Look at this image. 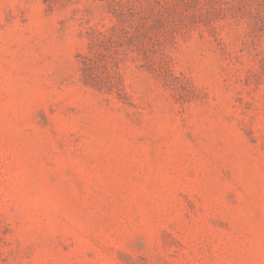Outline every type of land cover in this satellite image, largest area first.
<instances>
[{
    "label": "rangeland",
    "instance_id": "obj_1",
    "mask_svg": "<svg viewBox=\"0 0 264 264\" xmlns=\"http://www.w3.org/2000/svg\"><path fill=\"white\" fill-rule=\"evenodd\" d=\"M0 264H264V0H0Z\"/></svg>",
    "mask_w": 264,
    "mask_h": 264
}]
</instances>
